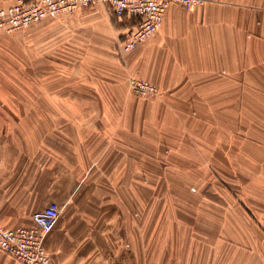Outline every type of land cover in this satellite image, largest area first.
<instances>
[{
	"label": "crops",
	"instance_id": "1",
	"mask_svg": "<svg viewBox=\"0 0 264 264\" xmlns=\"http://www.w3.org/2000/svg\"><path fill=\"white\" fill-rule=\"evenodd\" d=\"M136 27L99 1L0 33V226L58 205L50 264H264V0Z\"/></svg>",
	"mask_w": 264,
	"mask_h": 264
},
{
	"label": "built area",
	"instance_id": "2",
	"mask_svg": "<svg viewBox=\"0 0 264 264\" xmlns=\"http://www.w3.org/2000/svg\"><path fill=\"white\" fill-rule=\"evenodd\" d=\"M99 1L108 3L119 18L137 19V27L129 32L123 43L125 51L133 50L155 34L171 5L190 9L204 3V0H0V31L25 29L42 20L72 14L77 9ZM135 85L143 92L155 91L147 83L136 82ZM58 217L59 207L51 203L33 214L30 227L7 229L0 226V252L21 264H50L44 240Z\"/></svg>",
	"mask_w": 264,
	"mask_h": 264
},
{
	"label": "rangeland",
	"instance_id": "3",
	"mask_svg": "<svg viewBox=\"0 0 264 264\" xmlns=\"http://www.w3.org/2000/svg\"><path fill=\"white\" fill-rule=\"evenodd\" d=\"M92 4H93V3H92ZM89 5H91V4H89ZM87 6H88V5H87ZM27 28H28V27H27ZM27 28H25V29H21V30H17V31H12V32L0 31V33L3 32V33H5L6 35H7V34H11V33H16V32H19V33H20V32L25 31ZM35 79H36V80H40V78H36V77H35ZM72 80H73V78H67V85L72 84ZM68 81H71V82H68ZM136 82L147 83L148 85L152 86V87L155 89L154 93H150V92H147V91L143 92L142 90H139V89L136 87V85H135ZM128 83H129V86H130V88H131L132 93H133L136 97L141 98V99H143V100H154V99L157 98V96L159 95L158 87H157L155 84H152V83L147 82V81H145V80H141V79H137V78H130ZM67 95H68V93H67ZM69 95H70V94H69ZM181 174H183V175H187V177H191V176H192V174H185L184 171H181ZM147 175H148V178H149V177H151L152 174L149 173V174H147ZM197 175L202 176V174H199V173H198ZM157 177H158V175L153 174V176H152V178H151V179H152V182L154 183V186H157V183L160 182V177H159L158 180H157ZM155 180H157V181L154 182ZM169 180H170V178H169ZM147 181L150 182L149 179H148ZM178 191H179V190H178ZM186 192H187V193H190V191H189L188 189H186ZM191 192H194V193H195V188H193ZM51 231H52V230H51ZM0 253H1V252H0ZM1 254H3V253H1ZM48 254H49V253H48ZM3 255H5V254H3ZM5 256H7V255H5ZM49 256H50V255H49ZM7 257H8V256H7ZM8 258H10V259H12L13 261L19 263L17 260H15V259H13V258H11V257H8ZM50 259H51V258H50Z\"/></svg>",
	"mask_w": 264,
	"mask_h": 264
}]
</instances>
